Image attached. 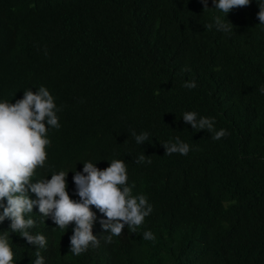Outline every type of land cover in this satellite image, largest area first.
I'll return each mask as SVG.
<instances>
[{
	"label": "trees",
	"instance_id": "16d2710c",
	"mask_svg": "<svg viewBox=\"0 0 264 264\" xmlns=\"http://www.w3.org/2000/svg\"><path fill=\"white\" fill-rule=\"evenodd\" d=\"M208 7L200 0H0V102L44 86L60 109L61 126L49 129L46 166L33 182L68 172L67 191L79 201L73 176L83 162L103 170L120 159L133 195L153 207L135 233L126 226L111 243L93 207L100 243L80 256L70 253L75 225L56 228L34 208L30 231L47 240L45 264H264V25L252 0L227 14L230 32L206 30L223 15L212 0ZM187 81L197 86L183 87ZM189 111L215 118V129L229 135L213 140L195 131L181 117ZM131 130L149 140L138 145ZM176 137L190 145L186 156L165 155L161 143ZM141 153L150 164L136 162ZM10 224L0 223V233H9L13 264H31L35 247ZM144 231L155 240H144Z\"/></svg>",
	"mask_w": 264,
	"mask_h": 264
},
{
	"label": "clouds",
	"instance_id": "9594fccd",
	"mask_svg": "<svg viewBox=\"0 0 264 264\" xmlns=\"http://www.w3.org/2000/svg\"><path fill=\"white\" fill-rule=\"evenodd\" d=\"M200 2L204 12L208 11V0ZM212 2V9L223 15L215 16L212 23L204 25L205 29L230 32L233 24L226 19L227 14L234 8L249 6L252 0ZM257 2L259 25H264V0ZM182 71L190 69L184 68ZM182 86L193 89L197 85L194 81H187ZM260 92L264 94V87L260 88ZM59 110L53 95L44 86H40L36 92L25 90L23 98L15 103L0 102V223L10 220L11 231L19 233L35 247V259L31 264H45L40 249L47 246L43 234L34 235L30 231L36 226V221L30 215L34 208L38 207L41 216L51 217L56 228L63 230L75 225L70 237V253L75 256L85 253L89 247L99 246L100 240L93 234L97 219L93 207L104 217L100 224L103 232L107 233L103 237L106 243H111L114 236H120L126 226L135 233L153 212L145 195H133L135 184L129 185L127 165L120 159L110 160V166L103 170L90 161L83 162L82 172L74 170L73 181L79 201L73 200L67 191L68 172L53 170L50 179L33 182L36 170L46 166V148L51 143L47 138L48 131L61 126L57 115ZM181 117L195 131L207 130L213 140L229 135L225 129H215V118H198L194 111L184 112ZM130 134L138 145L149 140L148 132L137 134L131 130ZM161 144L166 150L165 155L178 153L186 156L190 151V145L179 137L175 138V142ZM136 162L150 164L151 160L146 161L145 154L141 153ZM29 191L35 194L36 199L28 195ZM142 238L155 240L151 231H144ZM9 240L8 232L0 233V264H13L14 252Z\"/></svg>",
	"mask_w": 264,
	"mask_h": 264
}]
</instances>
